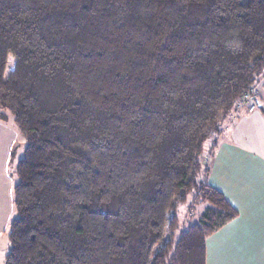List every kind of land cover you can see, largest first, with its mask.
<instances>
[{
	"label": "trees",
	"instance_id": "1",
	"mask_svg": "<svg viewBox=\"0 0 264 264\" xmlns=\"http://www.w3.org/2000/svg\"><path fill=\"white\" fill-rule=\"evenodd\" d=\"M263 73L264 0H0V117L25 145L4 264H206L238 211L204 142Z\"/></svg>",
	"mask_w": 264,
	"mask_h": 264
},
{
	"label": "crops",
	"instance_id": "2",
	"mask_svg": "<svg viewBox=\"0 0 264 264\" xmlns=\"http://www.w3.org/2000/svg\"><path fill=\"white\" fill-rule=\"evenodd\" d=\"M252 100L256 104L254 109L249 110L239 101L222 119L218 135L235 122L231 138L221 136L213 155L204 157L211 165L208 182L238 211L236 218L207 238L206 264H264V115L260 110L264 109V73L254 85ZM1 129L7 133L4 151H0V264H3L7 243L3 236L14 207V184L7 175L6 164L11 147L17 141L23 142V137L9 115L6 119L0 117Z\"/></svg>",
	"mask_w": 264,
	"mask_h": 264
},
{
	"label": "rangeland",
	"instance_id": "3",
	"mask_svg": "<svg viewBox=\"0 0 264 264\" xmlns=\"http://www.w3.org/2000/svg\"><path fill=\"white\" fill-rule=\"evenodd\" d=\"M253 89H254V86H253ZM253 89H252V95H253ZM248 95L250 96V100L252 102L242 101L241 103L246 104L248 109H249L250 105H252V103L254 101L252 100V95H250V94H248ZM7 115L12 117L10 114H7ZM234 125H235V122L233 124L229 125L228 131H224L223 134L222 133L220 134V136L218 134H216V133H213L209 138H207L205 140V142H204L205 152L203 154V157H205L207 154L209 155V153H211L213 145L216 144L217 140H219V138L221 136L224 137V138H231ZM17 133H19V132L17 131ZM6 135H7V133L2 131V129H1V131H0V151L1 152L4 151L3 148H4V145H5V140L7 138ZM19 135L21 136L20 133H19ZM19 135H18V137H20ZM24 147H25L24 142L17 141L15 143V146H13V149H12V151H13L12 153L13 154L10 153L9 156H8V160H7V164H6L7 175L10 178V180L13 182V184H15L17 182V176L15 174V166H16L17 161L23 156ZM204 163L208 164L207 160H204ZM191 198H192V196L189 195L187 201L185 203L179 205V207H178L179 224H178V228L176 230V234L179 231H181L184 228H186L188 225L196 222L197 219H198V215H199V213L202 210L201 206H196V207L192 206L193 204H192ZM14 217H16V211H15V209L13 207L12 211H11L10 219H9V222H8V225H7L8 227H7L6 235L3 236L4 239H5V237L7 239L6 249L4 251L5 254L8 252L9 247H10V242H9V239H8V231H9L10 222H11V220ZM3 238H2V242H3ZM0 245L2 246V243H0ZM3 264H4V260H3Z\"/></svg>",
	"mask_w": 264,
	"mask_h": 264
},
{
	"label": "built area",
	"instance_id": "4",
	"mask_svg": "<svg viewBox=\"0 0 264 264\" xmlns=\"http://www.w3.org/2000/svg\"><path fill=\"white\" fill-rule=\"evenodd\" d=\"M243 101H246V102H252L251 100H250V96L248 95V94H245L244 96H243ZM254 107H255V103L253 102L252 103V105H250V110H252V109H254Z\"/></svg>",
	"mask_w": 264,
	"mask_h": 264
}]
</instances>
